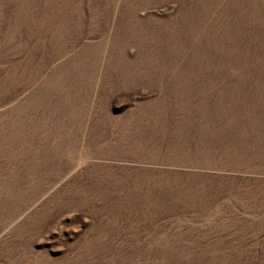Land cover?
Instances as JSON below:
<instances>
[{
    "label": "rangeland",
    "instance_id": "obj_1",
    "mask_svg": "<svg viewBox=\"0 0 264 264\" xmlns=\"http://www.w3.org/2000/svg\"><path fill=\"white\" fill-rule=\"evenodd\" d=\"M0 264H264V0H0Z\"/></svg>",
    "mask_w": 264,
    "mask_h": 264
}]
</instances>
